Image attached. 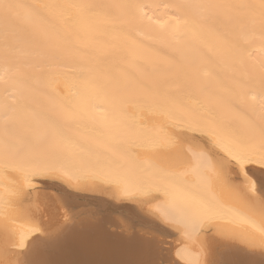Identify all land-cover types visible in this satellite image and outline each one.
<instances>
[{
    "label": "bare ground",
    "instance_id": "obj_1",
    "mask_svg": "<svg viewBox=\"0 0 264 264\" xmlns=\"http://www.w3.org/2000/svg\"><path fill=\"white\" fill-rule=\"evenodd\" d=\"M260 3L0 0V264H264Z\"/></svg>",
    "mask_w": 264,
    "mask_h": 264
},
{
    "label": "rangeland",
    "instance_id": "obj_2",
    "mask_svg": "<svg viewBox=\"0 0 264 264\" xmlns=\"http://www.w3.org/2000/svg\"><path fill=\"white\" fill-rule=\"evenodd\" d=\"M205 144H207L206 142H204ZM204 144V145H205ZM237 180H239V179H237ZM47 181H49V182H54V183H57V184H62L63 185V183H61V182H59V181H55V180H47ZM63 186H66V187H68L67 185H63ZM85 188H83V191H77V192H79V193H86V192H88V191H93L94 190V192L92 193V194H96V193H100V194H104V195H107V194H109L108 192H110L109 190H111V188L110 187H106V186H101V185H98V186H91V185H86V186H84ZM87 187V188H86ZM91 189H90V188ZM93 187V188H92ZM68 188H70V187H68ZM35 189H41L40 188V185H37L36 187H35ZM84 189H85V192H84ZM88 190V191H87ZM33 191V190H32ZM31 191V192H32ZM48 191H52V190H48ZM112 194V193H111ZM113 196V195H112ZM149 197H151V196H149ZM147 198V197H146ZM146 198H143V199H136V200H131V202H135L136 204H141L142 205V208L144 207V206H147L148 205V201H147V199ZM150 203L151 202H154V200H152V201H149ZM147 204V205H146ZM24 207V204H22V208Z\"/></svg>",
    "mask_w": 264,
    "mask_h": 264
},
{
    "label": "snow or ice",
    "instance_id": "obj_3",
    "mask_svg": "<svg viewBox=\"0 0 264 264\" xmlns=\"http://www.w3.org/2000/svg\"><path fill=\"white\" fill-rule=\"evenodd\" d=\"M106 7H128V5H121V4H114V5H105ZM10 7V6H9ZM132 7H136L137 9H142L145 7V5H133ZM156 7H159V5H157ZM165 8H168L170 7V5H164ZM260 9L262 10V14H264V0H261V3L259 5ZM145 15H147L145 13ZM147 19L149 21L152 20V17L151 16H147ZM260 134H261V138H262V141H264V127L261 128L260 130ZM233 159H237L236 157H233ZM261 216L264 217V204H262V207H261Z\"/></svg>",
    "mask_w": 264,
    "mask_h": 264
},
{
    "label": "water",
    "instance_id": "obj_4",
    "mask_svg": "<svg viewBox=\"0 0 264 264\" xmlns=\"http://www.w3.org/2000/svg\"><path fill=\"white\" fill-rule=\"evenodd\" d=\"M257 183L260 185V182L259 181H257ZM61 187V186H60ZM72 199H78V198H80V197H82V195L81 194H71V196H70ZM120 205H128V204H120Z\"/></svg>",
    "mask_w": 264,
    "mask_h": 264
}]
</instances>
